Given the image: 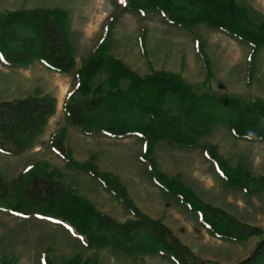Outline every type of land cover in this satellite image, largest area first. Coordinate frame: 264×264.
<instances>
[{
    "label": "trees",
    "instance_id": "1",
    "mask_svg": "<svg viewBox=\"0 0 264 264\" xmlns=\"http://www.w3.org/2000/svg\"><path fill=\"white\" fill-rule=\"evenodd\" d=\"M112 3L113 9L104 18L99 37L73 71V46L67 35L68 15L63 8L0 12V62L18 66L37 59L51 70L71 72L72 83L62 102L65 120L78 126L85 135L135 137L141 144L138 159L150 181L164 196L175 198L187 212L194 213L207 234L238 243L257 237L245 256L226 264H262L264 230L212 206L178 176H168L159 170L153 150L159 141L178 149L200 148L225 186L248 194L264 192V175L252 176L239 164L228 166L214 144L201 142L218 124L224 125L232 138L263 141L264 100L197 90L176 72L150 68L140 75L108 52V39L120 13H136L143 19L154 11L170 26L191 31L203 25L246 46L248 78L253 56L264 46V20L235 0H112ZM144 37L145 29L140 26L137 43L145 58ZM193 43L207 81L210 64L201 37L195 34ZM147 64L150 65L149 61ZM97 76L102 79L95 82ZM54 111L55 98L50 94L0 99V153L14 156L32 148ZM65 133L62 126L51 134L47 143L51 150L67 167L82 170L97 180L131 217L118 221L102 213L73 188L55 179L56 170L47 171V165L36 160L10 179L0 172V211L23 219L67 224L68 231L73 229L71 235H79L85 248L158 254L174 264H223L196 255L162 220L142 212L117 177L98 169L93 156L85 161L74 159L63 142ZM14 263L12 257L0 259V264ZM42 264L91 262L74 254L61 262L46 256Z\"/></svg>",
    "mask_w": 264,
    "mask_h": 264
},
{
    "label": "rangeland",
    "instance_id": "2",
    "mask_svg": "<svg viewBox=\"0 0 264 264\" xmlns=\"http://www.w3.org/2000/svg\"><path fill=\"white\" fill-rule=\"evenodd\" d=\"M235 1L256 18L264 20V0ZM33 7H60L67 12V35L73 46L75 62L73 71L79 68L80 59L89 54L100 35L104 18L113 9V3L112 0H0L1 13ZM140 25L146 26L148 41L145 49L157 66H180L179 74L196 86L197 90L264 100V46L255 52L247 78V47L236 40L203 25L191 31L167 25L154 11H149L143 19L136 13L122 12L117 15L111 27L108 52L140 75L148 73L152 68L151 64L145 63L138 49ZM195 34L201 37L210 64V77L207 81H204L200 59L193 51L192 38ZM101 79L102 76H97L95 82ZM60 82L66 87L63 94H60L58 87ZM71 83V72L51 70L37 59L18 66L3 65L0 62V99H14L30 94H50L55 98V111L35 139L33 147L14 156L0 153V172L5 177L10 179L16 176L33 160L41 161L47 165V171L56 170L57 173L53 174L55 179L73 188L102 213L118 221L131 217L97 180L82 170L67 167L65 161L51 150L47 144L49 137L63 126L66 129L63 142L71 149L74 159L85 161L93 156L98 169L117 177L142 212L162 220L193 253L223 264L234 262L248 253L257 237H249L241 243L212 237L197 222L194 213L187 212L175 198L166 197L160 192L138 159L141 144L135 137L85 135L78 126L68 123L62 111V102ZM61 96V105H58ZM201 142L214 144L216 152L228 166L239 164L252 176L264 175V140L232 138L227 128L218 124ZM153 156L159 170L168 176H178L202 200L237 220L264 230V192L248 194L239 188L225 186L200 148L178 149L159 141L154 147ZM67 227L64 223L36 218L23 219L0 211V259L12 257L15 259L14 264H42L46 256L61 262L74 254H80L91 264H174L158 254H125L105 247L85 248L81 237L71 235L74 230L70 232Z\"/></svg>",
    "mask_w": 264,
    "mask_h": 264
},
{
    "label": "crops",
    "instance_id": "3",
    "mask_svg": "<svg viewBox=\"0 0 264 264\" xmlns=\"http://www.w3.org/2000/svg\"><path fill=\"white\" fill-rule=\"evenodd\" d=\"M140 26H143L144 27V29H145V37H144V47L146 46L145 45V43H147V41H148V38H147V36H148V34H147V30H146V26L145 25H140ZM138 44V43H137ZM192 46H193V51H194V53H195V49H194V43H193V38H192ZM139 49V52L141 53V51H140V48H138ZM147 49V48H146ZM146 49H145V58L143 57V59H144V61H145V63L147 64V60L149 61V63L151 64V67L153 68V69H159V70H169V71H173V72H178V73H180V66H176V67H174V68H161L160 66H157L155 63H154V61L150 58V56L147 54V51H146ZM246 52H247V50H246ZM196 54V53H195ZM246 54V53H245ZM178 62H179V64L181 63V59H179L178 60ZM200 63H201V61H200ZM202 65V64H201ZM147 73V72H146Z\"/></svg>",
    "mask_w": 264,
    "mask_h": 264
},
{
    "label": "bare ground",
    "instance_id": "4",
    "mask_svg": "<svg viewBox=\"0 0 264 264\" xmlns=\"http://www.w3.org/2000/svg\"><path fill=\"white\" fill-rule=\"evenodd\" d=\"M59 84V85H58ZM57 85H58V87H59V90H60V94H63L64 92H65V85H64V83H62V82H60V83H58ZM61 101H62V96H61V99L59 100V102H58V105H61Z\"/></svg>",
    "mask_w": 264,
    "mask_h": 264
}]
</instances>
